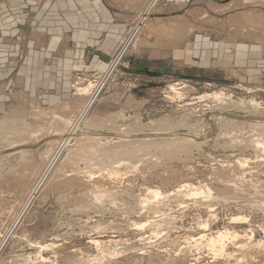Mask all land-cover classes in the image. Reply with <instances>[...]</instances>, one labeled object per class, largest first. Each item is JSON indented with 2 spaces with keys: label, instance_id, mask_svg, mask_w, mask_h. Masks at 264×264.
I'll return each mask as SVG.
<instances>
[{
  "label": "rangeland",
  "instance_id": "1",
  "mask_svg": "<svg viewBox=\"0 0 264 264\" xmlns=\"http://www.w3.org/2000/svg\"><path fill=\"white\" fill-rule=\"evenodd\" d=\"M125 2L104 69L0 106V264H264V0Z\"/></svg>",
  "mask_w": 264,
  "mask_h": 264
},
{
  "label": "crops",
  "instance_id": "2",
  "mask_svg": "<svg viewBox=\"0 0 264 264\" xmlns=\"http://www.w3.org/2000/svg\"><path fill=\"white\" fill-rule=\"evenodd\" d=\"M123 1L119 11L109 0H0V106L36 89L40 64L43 79L56 82L61 78L53 71L68 74L74 63H85L86 70L99 63L97 68L104 69L107 62L100 60V52L106 57L103 48L120 45L128 32L115 19L129 13L128 0Z\"/></svg>",
  "mask_w": 264,
  "mask_h": 264
},
{
  "label": "bare ground",
  "instance_id": "3",
  "mask_svg": "<svg viewBox=\"0 0 264 264\" xmlns=\"http://www.w3.org/2000/svg\"><path fill=\"white\" fill-rule=\"evenodd\" d=\"M131 37H128L126 42L129 41ZM91 85V84H89ZM82 87V86H81ZM79 87L77 86V90L78 91H82L85 93V91H89V87L88 86H84V87ZM170 89H174L173 85L170 86ZM220 94H214V97L215 98H219ZM61 119V118H60ZM123 138V137H122ZM121 138V139H122ZM126 139V138H125ZM124 139V140H125ZM191 139V138H189ZM261 147V146H260ZM238 160H241V159H238ZM124 164V163H123ZM120 166V165H119ZM122 166V164H121ZM120 166V167H121ZM124 167V166H122ZM121 167V168H122ZM118 174L117 172H109L108 175L111 176V175H116ZM114 177V176H113ZM184 187L188 188L190 191H192L193 194H201L205 191H208L209 189L208 188H205V186H195V185H192V184H186L184 185ZM105 188V187H104ZM185 189V188H184ZM180 190V189H179ZM177 191V190H176ZM163 197V192H161L159 189L157 188H148L147 189V192L145 194V196L143 197V199L141 201H143V203H147L149 202L150 200L152 201H156L160 198ZM241 218L240 217H232V221L237 223L238 220H240ZM144 226V223H140L139 224V227H143ZM200 228L201 229H206V228H209V222L208 221H204L203 223H200ZM264 232V230H263ZM229 236H232V237H238V233L237 231H229L228 229H225L224 231H218L215 235H207L205 233H202L200 234L198 237L194 238L192 236H187L186 239L188 240H191V241H194V242H202V241H205L206 242V245L209 247V249L213 252L214 254V257L216 256V254H219L221 253L222 251H224V241L229 237ZM95 245L97 247H99L101 245V242L100 241H97L95 240L94 241ZM37 247H40V248H45V247H48L49 245L46 244V245H42V244H36ZM99 249V248H98ZM103 251V250H102ZM118 252H113V254H117ZM143 253V252H142Z\"/></svg>",
  "mask_w": 264,
  "mask_h": 264
}]
</instances>
